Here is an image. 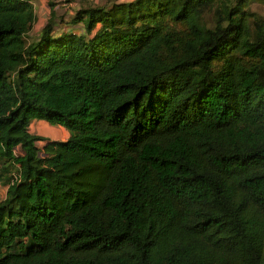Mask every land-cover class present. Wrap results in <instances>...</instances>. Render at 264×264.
Wrapping results in <instances>:
<instances>
[{
	"label": "trees",
	"instance_id": "obj_1",
	"mask_svg": "<svg viewBox=\"0 0 264 264\" xmlns=\"http://www.w3.org/2000/svg\"><path fill=\"white\" fill-rule=\"evenodd\" d=\"M83 1L0 0V264H264V0Z\"/></svg>",
	"mask_w": 264,
	"mask_h": 264
},
{
	"label": "rangeland",
	"instance_id": "obj_2",
	"mask_svg": "<svg viewBox=\"0 0 264 264\" xmlns=\"http://www.w3.org/2000/svg\"><path fill=\"white\" fill-rule=\"evenodd\" d=\"M90 1L91 0H88V2ZM104 1L105 0H99L98 3H102ZM80 2H82L81 4L83 5L84 3H87V1H83V0L82 1L81 0H31L35 13V21L32 28L28 32L26 39L28 40L31 39L33 36H35L34 33L37 32L39 27L44 24L47 18V17L45 18V16L46 15L48 16L47 14L48 4L54 6V13H55L53 20L54 35L61 32L62 30H73L74 32L79 31L80 30L79 26H70L69 24H67V21L69 17L72 16L73 11H75V9L79 5H81ZM251 8L254 9L253 11L259 15H262L264 13V12L262 13L263 10L261 8L257 6L255 7V5H252ZM70 11L72 12V14ZM202 20L207 27L212 26V14L209 13L208 11H204V13L202 14ZM57 132H58L57 140H61L64 137L66 138V133L63 134L61 132V129H59ZM3 194H4V187L0 185V198L3 197Z\"/></svg>",
	"mask_w": 264,
	"mask_h": 264
},
{
	"label": "crops",
	"instance_id": "obj_3",
	"mask_svg": "<svg viewBox=\"0 0 264 264\" xmlns=\"http://www.w3.org/2000/svg\"><path fill=\"white\" fill-rule=\"evenodd\" d=\"M92 2H95V3H98L99 2V0H91ZM90 1V2H91ZM119 1H128V0H119ZM82 2H80V4H81ZM80 6V5H79ZM79 6L77 7V8H79ZM54 8V7H53ZM76 8V9H77ZM75 9V10H76ZM71 12V11H70ZM47 14H48V11H47ZM71 14H72V12H71ZM46 17H48L47 15L45 16V18ZM47 19V18H46ZM45 22H46V20H45ZM45 22H44V24H45ZM34 24V23H33ZM43 24V25H44ZM43 25H41L40 27H39V29H38V31L40 30V28L43 26ZM70 26H79L80 27V30L79 31H77L76 33H81V31H82V28H81V26L79 25V24H77V25H70ZM37 31V30H36ZM37 31V32H38ZM66 31V30H65ZM69 31H73V30H69ZM37 32H35L34 33V35H36L37 34ZM74 32V31H73ZM59 129H61V132L63 133V134H65L66 132H64L65 130L63 129V128H61V127H59V126H51V125H49V124H47L45 121H43V120H36V119H33V120H31L30 122H29V125H28V131L31 133V134H35V135H40V136H43V137H45L46 139H48V140H57V137H58V130ZM66 135H67V133H66ZM65 138V137H64ZM64 138H62V139H64ZM61 139V140H62ZM43 143V141L42 142H40V141H38V142H35V144L36 145H41ZM4 187V186H3ZM4 190H5V187H4Z\"/></svg>",
	"mask_w": 264,
	"mask_h": 264
}]
</instances>
